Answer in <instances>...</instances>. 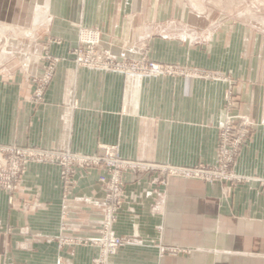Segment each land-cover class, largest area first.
Wrapping results in <instances>:
<instances>
[{
    "label": "crops",
    "instance_id": "0c3cea01",
    "mask_svg": "<svg viewBox=\"0 0 264 264\" xmlns=\"http://www.w3.org/2000/svg\"><path fill=\"white\" fill-rule=\"evenodd\" d=\"M220 1L0 0V20L19 21L0 32V146L100 156L115 146L128 161L193 168L217 163L230 92L238 124L253 125L234 165L249 181L238 186L126 173L113 229L128 243L109 264H264V26L236 13L241 0L231 10ZM80 27L101 33L99 55H147L179 73L79 66ZM48 57L54 77L39 100ZM62 172L30 163L12 200L0 190V264L99 255L84 241L101 230L107 171L76 169L68 188Z\"/></svg>",
    "mask_w": 264,
    "mask_h": 264
},
{
    "label": "built area",
    "instance_id": "2783aa9c",
    "mask_svg": "<svg viewBox=\"0 0 264 264\" xmlns=\"http://www.w3.org/2000/svg\"><path fill=\"white\" fill-rule=\"evenodd\" d=\"M101 43V33L97 29L79 28V45L73 51L79 66L115 70L122 73L144 74L152 77L178 74V69L150 61L147 55L137 59L120 60L109 49H105L103 55L98 54V46ZM47 69L42 77L35 78L37 84L35 98L42 99L45 88L54 77L57 59L46 58ZM230 92L227 98V116L220 130L218 159L212 166L199 165L193 168L168 167L155 164H144L136 161H128L120 157L115 146L103 147V155H81L71 151H52L24 149L15 146H0V190H4L10 200L18 190L21 179L30 163L56 164L62 167V176L68 186L75 182L73 177L76 169H92L104 167L107 175L100 177L99 182L105 188L106 198L103 203L104 216L101 221V230L96 238L84 241L99 248V255L92 264H109L111 256L125 247L128 243L125 237L119 236L113 229L117 221L120 209L125 197L126 173L136 175L146 173H158L159 181L166 183L171 177L201 180L208 183H228L238 186L248 182L249 179L238 175L234 171V165L245 144L251 139L253 125L244 120L241 124L240 117L234 114L235 102ZM258 182L264 187V179ZM66 209V205H64ZM65 215V211H64ZM66 224L63 223V228Z\"/></svg>",
    "mask_w": 264,
    "mask_h": 264
},
{
    "label": "rangeland",
    "instance_id": "374dc122",
    "mask_svg": "<svg viewBox=\"0 0 264 264\" xmlns=\"http://www.w3.org/2000/svg\"><path fill=\"white\" fill-rule=\"evenodd\" d=\"M231 7L232 3L230 4L228 0L220 1L218 5L220 10H231ZM235 7L236 13L246 12V15L252 17L251 22L257 24L258 27L264 26V0H241L240 4ZM18 25L19 21L0 20V32L6 31V36H8L10 30L17 28Z\"/></svg>",
    "mask_w": 264,
    "mask_h": 264
},
{
    "label": "bare ground",
    "instance_id": "6f19581e",
    "mask_svg": "<svg viewBox=\"0 0 264 264\" xmlns=\"http://www.w3.org/2000/svg\"><path fill=\"white\" fill-rule=\"evenodd\" d=\"M3 26V25H2ZM19 29V28H18Z\"/></svg>",
    "mask_w": 264,
    "mask_h": 264
}]
</instances>
